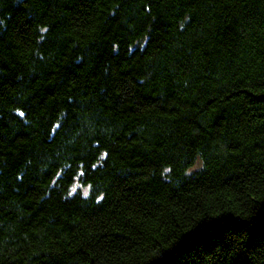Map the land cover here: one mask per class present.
I'll return each mask as SVG.
<instances>
[{
  "label": "trees",
  "instance_id": "16d2710c",
  "mask_svg": "<svg viewBox=\"0 0 264 264\" xmlns=\"http://www.w3.org/2000/svg\"><path fill=\"white\" fill-rule=\"evenodd\" d=\"M0 264H264V0H0Z\"/></svg>",
  "mask_w": 264,
  "mask_h": 264
},
{
  "label": "rangeland",
  "instance_id": "374dc122",
  "mask_svg": "<svg viewBox=\"0 0 264 264\" xmlns=\"http://www.w3.org/2000/svg\"><path fill=\"white\" fill-rule=\"evenodd\" d=\"M201 165L200 160L196 163V165H194L192 168H190V170H193L195 168H198Z\"/></svg>",
  "mask_w": 264,
  "mask_h": 264
}]
</instances>
